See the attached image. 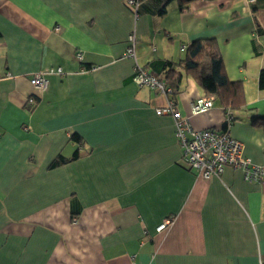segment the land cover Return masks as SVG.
<instances>
[{
	"label": "crops",
	"instance_id": "obj_1",
	"mask_svg": "<svg viewBox=\"0 0 264 264\" xmlns=\"http://www.w3.org/2000/svg\"><path fill=\"white\" fill-rule=\"evenodd\" d=\"M138 3L0 0V264L264 261V129L253 124L264 118V0ZM131 33L135 61L124 57ZM200 40H215L241 83L230 134L261 183L230 167L205 180L181 162L173 119L158 113L169 100L193 129L225 119L215 101L191 115L204 96L191 77L175 96L132 80L135 64L160 73Z\"/></svg>",
	"mask_w": 264,
	"mask_h": 264
},
{
	"label": "built area",
	"instance_id": "obj_2",
	"mask_svg": "<svg viewBox=\"0 0 264 264\" xmlns=\"http://www.w3.org/2000/svg\"><path fill=\"white\" fill-rule=\"evenodd\" d=\"M255 0H246L247 4ZM130 7L137 11L138 0H127ZM127 48L124 57L135 61V36L131 33L127 38ZM77 61L82 60V53L75 54ZM48 74H61V71H50ZM133 82L139 87H148L160 94L168 95L170 91L165 88L164 83L149 75L148 71L135 64L132 75ZM30 84L38 89L45 90L47 78L45 74L35 73L30 79ZM36 101L28 97L26 105L33 108ZM214 106L211 98L199 97L190 105L191 115L204 114ZM162 115H169L174 122V135L181 149L182 163L186 168L195 171L205 180L219 177L226 167L242 172L243 178L249 183H261L263 180V168L255 165L250 159L242 156L243 144L230 134L233 124V114L225 110L224 124L219 129H193L187 117H183L175 108L174 102L169 100L167 105L158 111ZM161 227H159L160 229ZM260 264H264L261 261Z\"/></svg>",
	"mask_w": 264,
	"mask_h": 264
},
{
	"label": "trees",
	"instance_id": "obj_3",
	"mask_svg": "<svg viewBox=\"0 0 264 264\" xmlns=\"http://www.w3.org/2000/svg\"><path fill=\"white\" fill-rule=\"evenodd\" d=\"M178 1L181 6H186L197 0ZM161 65L160 73L150 71L148 73L164 83L165 88L170 91L169 96H175L181 91L182 80L188 76L200 87L203 97L218 102L224 110H230L234 114L233 109L240 104L241 83L228 80L215 40L192 42L186 50L185 59L176 63L164 61ZM258 86L264 89V69L260 71ZM253 124L264 129V118H255ZM62 162L61 159H57L51 166H58Z\"/></svg>",
	"mask_w": 264,
	"mask_h": 264
}]
</instances>
